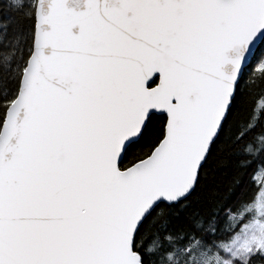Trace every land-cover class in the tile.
I'll return each mask as SVG.
<instances>
[{"label": "snow or ice", "instance_id": "snow-or-ice-1", "mask_svg": "<svg viewBox=\"0 0 264 264\" xmlns=\"http://www.w3.org/2000/svg\"><path fill=\"white\" fill-rule=\"evenodd\" d=\"M0 13V264H264V0Z\"/></svg>", "mask_w": 264, "mask_h": 264}, {"label": "trees", "instance_id": "trees-1", "mask_svg": "<svg viewBox=\"0 0 264 264\" xmlns=\"http://www.w3.org/2000/svg\"><path fill=\"white\" fill-rule=\"evenodd\" d=\"M8 23L9 27L7 29V37L4 36V29L2 27L3 24ZM27 25V21L23 17V15L19 13H0V44L7 43L9 41H14V36L18 37L21 30H23ZM2 50V49H0ZM250 83L253 84V89L255 92L254 97V104H255V111L257 114L259 113V105L264 102L262 101L260 97V89L256 87V82L250 81ZM218 177L217 183L220 187V194L225 196L226 198L230 195L229 186L231 184V177L232 173L227 172V175L225 173H217ZM241 190L237 189L236 192L239 194Z\"/></svg>", "mask_w": 264, "mask_h": 264}]
</instances>
